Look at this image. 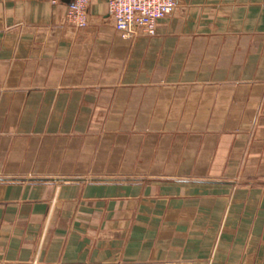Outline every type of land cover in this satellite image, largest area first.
I'll use <instances>...</instances> for the list:
<instances>
[{
  "label": "crops",
  "instance_id": "crops-1",
  "mask_svg": "<svg viewBox=\"0 0 264 264\" xmlns=\"http://www.w3.org/2000/svg\"><path fill=\"white\" fill-rule=\"evenodd\" d=\"M0 0V264H264V0Z\"/></svg>",
  "mask_w": 264,
  "mask_h": 264
},
{
  "label": "built area",
  "instance_id": "built-area-1",
  "mask_svg": "<svg viewBox=\"0 0 264 264\" xmlns=\"http://www.w3.org/2000/svg\"><path fill=\"white\" fill-rule=\"evenodd\" d=\"M57 5L60 0H48ZM92 0H71L65 12V22L74 29H83L88 23ZM106 10L114 29L123 38L134 40L140 36H154L160 20L171 16L175 0H105Z\"/></svg>",
  "mask_w": 264,
  "mask_h": 264
},
{
  "label": "water",
  "instance_id": "water-1",
  "mask_svg": "<svg viewBox=\"0 0 264 264\" xmlns=\"http://www.w3.org/2000/svg\"><path fill=\"white\" fill-rule=\"evenodd\" d=\"M63 1L68 2V4H70V2H71V0H63Z\"/></svg>",
  "mask_w": 264,
  "mask_h": 264
}]
</instances>
